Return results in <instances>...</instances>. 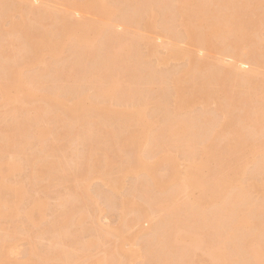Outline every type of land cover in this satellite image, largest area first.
Returning a JSON list of instances; mask_svg holds the SVG:
<instances>
[{
	"label": "bare ground",
	"instance_id": "obj_1",
	"mask_svg": "<svg viewBox=\"0 0 264 264\" xmlns=\"http://www.w3.org/2000/svg\"><path fill=\"white\" fill-rule=\"evenodd\" d=\"M122 2L45 1L46 13L36 18L39 25L54 22L45 32L24 30L13 19L36 0H0V100L11 111L0 118V150L18 147L21 154L37 143L50 154L48 137L58 123L72 137L99 129L125 148L149 147L154 155L134 156L138 169L149 172L147 199L138 204L122 196L117 202L121 214L138 210L131 222L151 223L138 232L142 264H264V0H209L207 6H216L209 22L190 0H134L127 11ZM153 13L159 31L141 37L152 28ZM176 23L185 26L184 35L176 34ZM196 25H203L204 34H196ZM66 39L70 55L58 67L55 60ZM160 42L165 54L159 53ZM46 57L45 69L32 70ZM169 60L182 61L183 67L162 71ZM183 79L197 84L192 94H186ZM131 80L136 89H128ZM22 100L55 125L39 127L41 116L23 120L18 116L25 109ZM174 153L188 162V174L177 185L153 173L166 163L174 176ZM112 158L105 153L107 164ZM38 160L31 174L36 180L50 178L54 171ZM91 169L104 176L98 165ZM137 170L124 168L119 174ZM20 173L18 162L0 160V190L10 196L0 201V218L34 225V212L41 216L47 205L24 186L9 187L6 177ZM107 183L113 194L122 192L118 180ZM190 188L198 192L188 195ZM25 196L30 197L23 206ZM198 201L203 208H194ZM22 227L0 235V248ZM35 245L20 264L32 258L49 264L53 253Z\"/></svg>",
	"mask_w": 264,
	"mask_h": 264
},
{
	"label": "rangeland",
	"instance_id": "obj_2",
	"mask_svg": "<svg viewBox=\"0 0 264 264\" xmlns=\"http://www.w3.org/2000/svg\"><path fill=\"white\" fill-rule=\"evenodd\" d=\"M45 1L54 0H36L32 9L23 7L21 10H17L13 19L22 24L24 30L33 28L45 32L52 30L53 21H46L42 25L36 21L38 15L46 13L42 6ZM120 1H123L124 9L127 11V4L131 5L134 0ZM190 2L194 4L196 11H201L205 22H209L215 15L216 6L213 4L207 6L206 3L209 0H190ZM155 14H152V28L148 30L147 27L142 31L141 37H147L159 31V21H155L153 18ZM173 29L178 35H184L186 31L185 26L178 23L174 24ZM195 30L196 34H204L205 32L203 25H196ZM261 35V39L264 40V33ZM61 43L65 48L63 53L56 57L55 64L58 67H63V62L70 55L68 49L71 42L66 39ZM195 45L198 46L196 42ZM158 48L160 54L166 53V47L162 42L159 43ZM211 58L215 59L214 56ZM225 61L229 62L227 58ZM49 62V58L46 57L41 64H34L30 67L32 70H42L47 67ZM30 67L24 71V75L29 73ZM182 67V61L169 60L168 65L160 69L164 72H175ZM244 70L246 69L239 68L238 71L243 73ZM181 81L187 95L192 94L197 88V84L191 80L183 79ZM127 85L129 90L137 88L133 80L131 83L127 82ZM28 88L32 89L33 86L29 85ZM128 99L130 100V98ZM22 102L25 109L18 116L23 120L31 121L41 116L39 127L46 128L55 125L54 122L45 117V113L35 112L32 105L26 100H22ZM9 108L5 102L0 100L1 119L5 120L10 115ZM47 109L48 107L45 106V110ZM260 121L264 122V118H261ZM2 127L3 125L0 126V129ZM61 129V124L58 123L55 128H52V134L48 137L47 149L49 152L51 151L50 154H45L44 149L37 143H31L21 154L18 147L0 150L1 161L6 163L18 162L22 167V173L6 177V183L9 187L20 189L21 186H24L29 190L30 196H39L47 205V210L41 216L34 212V225L29 224V222H21L20 219L3 221L0 218V235L16 225L25 226L22 227V230L11 243L0 248V264H20L24 261L26 253L35 244L39 249L50 250L53 253L49 264H142L145 258L140 249L138 232L141 229L149 230L151 223L149 221H141L138 224L131 222L138 210L127 208L126 212L121 214L117 202L122 196L138 204H142L147 199L144 191L146 184H148L146 173L149 172L142 170V168L138 169L139 164L135 162L134 156L137 157L140 154L150 157L154 155V151L150 150L149 147L145 149L138 146L133 149L125 148L119 141L107 139L103 133L104 130L92 129L88 134L72 137ZM105 153L113 155L111 163L107 164ZM120 153L121 155H115ZM174 155V176H170L171 172L166 163L158 165L153 173L158 179H167L172 182V185H177L188 174L186 171L188 162L182 158L180 153H174ZM38 157H42V163L54 171L50 178L36 180L31 174L30 169L40 164ZM151 159L153 160V158ZM86 164L90 166L89 171H87ZM95 165H98V169L104 176L93 174L91 166ZM124 168L138 170L122 176L119 171ZM202 171L206 172L204 168ZM115 179L119 181V186L122 188L120 194H113L110 186H108L107 180ZM188 190V195L190 192L191 194L194 191L198 192L197 188H194V191L193 188ZM30 196L23 197L21 205L25 206ZM9 198L7 189L0 190L1 202ZM181 199L182 195L180 194L178 202H182ZM203 207L200 201L197 202V205L194 204L195 209ZM159 210L158 208V213H160ZM190 222L193 221L190 220ZM35 224H38L39 228H36ZM56 254L61 255L56 256ZM109 254L111 258H108ZM197 254L201 257H207L202 252ZM34 260L35 258H32L27 264H36Z\"/></svg>",
	"mask_w": 264,
	"mask_h": 264
}]
</instances>
